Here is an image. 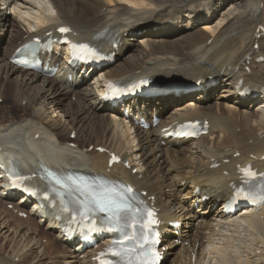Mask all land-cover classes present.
Masks as SVG:
<instances>
[{
	"label": "bare ground",
	"instance_id": "obj_1",
	"mask_svg": "<svg viewBox=\"0 0 264 264\" xmlns=\"http://www.w3.org/2000/svg\"><path fill=\"white\" fill-rule=\"evenodd\" d=\"M62 26L75 39L115 51L116 62L92 70L90 78L73 72V82L56 51L50 61L60 71L52 77L12 63L24 42ZM261 58L264 0H0V154L16 152L30 173L72 169L123 178L146 191L161 216L182 222L180 234L163 222L162 264H264V210L227 220L218 204L238 183L237 164L254 161L264 169V93L253 96L264 87ZM99 74L157 80L159 95L128 102L149 128L103 101ZM199 77L215 84L176 93ZM238 79L253 92L247 98L237 94ZM154 115L161 118L157 126ZM188 119L208 120L209 134L168 136L170 124ZM102 148L130 169L108 170L110 155ZM3 186L0 170V264H96L95 249L81 250L52 219L43 223L42 215L29 212L28 199L14 201L17 195L5 194ZM10 204L28 216L14 214Z\"/></svg>",
	"mask_w": 264,
	"mask_h": 264
},
{
	"label": "snow or ice",
	"instance_id": "obj_2",
	"mask_svg": "<svg viewBox=\"0 0 264 264\" xmlns=\"http://www.w3.org/2000/svg\"><path fill=\"white\" fill-rule=\"evenodd\" d=\"M61 32H67L69 29L61 28ZM250 175H255L254 173H250ZM57 183H61L57 180ZM77 190L81 193L82 196L85 197L84 206L86 208V212L88 211H99L105 213V218L113 223L115 226H119L121 224V220L123 219L121 213L124 209L129 208L128 205L124 201V197L116 194L112 189H104L101 192H97L90 185H78ZM131 188L127 189V192H131ZM151 215V214H149ZM155 220H149V226L154 224ZM111 231L118 230L117 227H113L110 229ZM111 254L113 256H129L130 253L121 251L112 250ZM107 264V262H105ZM128 264H132L131 260L128 261ZM140 264H155V259L151 262L148 260L140 261Z\"/></svg>",
	"mask_w": 264,
	"mask_h": 264
},
{
	"label": "rangeland",
	"instance_id": "obj_3",
	"mask_svg": "<svg viewBox=\"0 0 264 264\" xmlns=\"http://www.w3.org/2000/svg\"><path fill=\"white\" fill-rule=\"evenodd\" d=\"M214 20H215V19H214ZM214 20H213V21H214ZM215 23H216V22H214V24H215ZM212 25H213V24H212ZM160 36H161V35H160ZM220 101H221V100H220ZM222 101H223V99H222ZM2 102H3V101L1 100L0 103H2ZM214 102H215V101L213 100L212 103H214ZM144 129H145V128H144ZM239 131H240V130L238 129V132H239ZM9 207H10V205L8 206V209H9ZM177 243H178V242H177ZM178 244H181V243L179 242Z\"/></svg>",
	"mask_w": 264,
	"mask_h": 264
}]
</instances>
